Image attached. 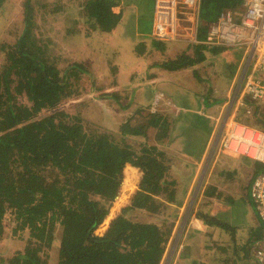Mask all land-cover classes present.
<instances>
[{"label": "trees", "instance_id": "trees-1", "mask_svg": "<svg viewBox=\"0 0 264 264\" xmlns=\"http://www.w3.org/2000/svg\"><path fill=\"white\" fill-rule=\"evenodd\" d=\"M117 3L87 0L86 19L80 20L93 29L110 31L120 20L119 13L109 11ZM240 3L200 0L198 38L204 37L207 24L223 8ZM24 4L22 33L14 42L0 44V241L22 240L23 246L0 258V264H160L174 220L146 221L132 213L145 211L158 217L169 203L180 202L178 176L171 168L173 156L158 146L168 137L170 115L151 111L150 104L146 111L132 103V115L117 127L94 130L85 127L78 111L58 108L82 95L83 75L94 89L102 86L93 84L83 62L58 63L44 43L50 36L33 26L36 16L29 1ZM172 43L152 37L129 42L136 52L132 56L140 59L151 48L164 51ZM227 49L240 53L238 48L186 43L162 65L173 70L191 68L200 82L204 77L199 63L214 64ZM233 64L221 69L230 73ZM211 92L202 96L204 101L214 98ZM100 96L109 97L121 110L131 105L129 98L115 90ZM124 97L128 100L122 104ZM200 119L196 115L191 121ZM127 164L141 170L137 188L129 204L98 235L94 229L108 215Z\"/></svg>", "mask_w": 264, "mask_h": 264}, {"label": "crops", "instance_id": "crops-1", "mask_svg": "<svg viewBox=\"0 0 264 264\" xmlns=\"http://www.w3.org/2000/svg\"><path fill=\"white\" fill-rule=\"evenodd\" d=\"M117 1V5H112L109 11L110 13H119L120 20L110 31L101 30L98 38L102 44H106L108 47L110 43L114 42V45L118 49L121 48L122 52L123 49H130L134 55L136 52L133 51L129 42L134 43L142 37H151L153 14L149 23L147 22L148 12L138 8L137 2H134L136 0ZM152 1L154 2V0ZM59 6L61 7V5ZM59 14L62 15L61 12ZM69 27L66 25V28L70 29ZM94 30L96 29L92 28L91 35ZM84 37L88 38L83 39L85 43L81 46L83 49L87 47L86 44L95 43L94 40L93 42L88 41L91 40L89 39L90 33ZM171 42H173L171 49L167 48L169 58L174 57L180 48L185 46L183 41ZM174 44L180 46L175 47ZM174 48H179V51H173ZM61 50L60 46L59 51ZM225 51L228 53L224 55V59L221 55L214 60L224 68L226 63L227 67L230 63L234 64L230 73L221 68L217 71L223 80V84L219 86L222 90L217 92L221 96L218 101L214 97V91L211 94L214 98L209 97L210 99L207 101L202 98L205 93L215 88L210 78L204 77L202 83L206 85H200L202 86L201 90L178 88L175 77L177 75L180 77L185 69H170L162 65L163 60L152 64L160 68L155 75L153 73L157 71L156 69H153V73L149 74L144 68L142 73L137 75L126 74V69L121 73L119 69H114L113 72L119 73H114V75L117 74L116 77L110 76L109 81L112 82L99 85L102 86V92L115 90L122 97L134 95L138 97L140 95L144 101H139L141 103L139 107L146 108V110L152 101L153 94L157 91L162 92L164 95L161 101L165 105L164 112L166 111L165 114L170 115L169 141L166 139L167 143L164 146L167 151L172 152L173 158H181L185 161L183 165L188 163L190 166L189 173L187 175L183 173L185 180L178 181L177 190L180 193L178 196L180 202L176 205L168 204V208L172 210L170 212H174V222L160 264H264V261L257 259L254 247L256 242L263 240L264 227L250 198L252 180L262 170V164L245 156L225 153L220 150L213 151L211 154L213 160L209 162L204 154V151L209 147V138L216 124L219 113L218 105L238 70L241 50L239 55L230 52L229 49ZM143 60H147V57H142L138 63L145 67ZM114 63L120 64L116 60ZM124 64L130 65L131 68L128 70L135 69L134 61ZM92 77L95 80L93 75ZM135 78H137L136 81ZM127 79L133 84H130L131 82H128ZM205 80H208V83ZM214 84L217 85V80ZM176 96H178L177 99ZM106 99L109 100V97ZM126 101H122V104ZM107 103L110 109L114 108V102L111 99ZM135 103L137 104V102ZM261 105L263 107L259 116L256 115L252 118L242 117L241 114L240 116L241 118H250L252 124L264 129V103ZM115 106L118 109V104L115 103ZM158 110L161 109L158 107ZM196 115L201 118L200 121H191L192 116ZM193 129L198 132L196 133ZM191 139L193 140L191 141ZM173 150H177V154ZM214 162L217 167L212 165ZM127 166L131 167L130 164L125 165L124 171ZM133 167L130 170L135 169L136 171V167ZM181 169L178 168V172H175L177 176H181ZM139 179L140 177L138 181Z\"/></svg>", "mask_w": 264, "mask_h": 264}, {"label": "rangeland", "instance_id": "rangeland-1", "mask_svg": "<svg viewBox=\"0 0 264 264\" xmlns=\"http://www.w3.org/2000/svg\"><path fill=\"white\" fill-rule=\"evenodd\" d=\"M24 1L25 0H0V44L3 42L12 43L22 33L23 27L25 26ZM28 1L31 6L32 15L36 16L35 19H33V24H34L33 26L37 30H40L41 32L43 31L45 35L50 36V39L49 38L45 39L44 43L48 45L49 51L52 50L55 56H57L58 63L62 64L68 61L83 62L85 68L90 71L91 75L94 76L95 80L93 79L94 82L93 84L95 86H99L101 84L105 85L107 83L112 82L109 81L110 76L116 77V75L119 73L116 71L117 74L114 75V73H116L113 72L114 69L117 70L119 69L120 73L122 71L124 72V70L126 69L127 71H125V73L128 75L131 73L133 75H137L141 71H143L144 68L148 71L149 74H152L153 69H156L157 71L153 73L155 75L157 74L158 70H160V68L152 64L155 62L159 63L162 60L166 61L169 58L168 49H171L170 47L164 51H160L159 49L156 48L154 50L150 49V51H147V53L145 54L147 60H143L145 61V65H144L145 67H143L138 63V61H141V59L138 56H132L133 54L128 56L127 55L128 52L125 49H123L124 52L123 54L122 49L121 48L118 49L114 45V42L110 43L109 47L106 44H102L100 38H98L100 36L99 32L101 30L95 28L96 30H94L91 35L92 28L89 27L90 25L86 21L81 22L80 20V19L83 20L86 19L84 5L86 4L87 0H28ZM136 1L138 8H140L141 10L143 9L145 12H148L149 18L147 22L150 23L151 22L150 18L152 17L153 14L152 11L153 1L152 0H136ZM57 5H61L60 10H57ZM60 12L62 14L61 16L59 14ZM66 25H69L70 29L66 28ZM88 32L90 33L91 36L89 37V39L91 40L88 41L93 42L94 40L95 43L86 44L87 47L83 49V47H81L82 45L85 44L83 39L86 40L88 38V37H84V34H87ZM184 44L186 45V43ZM60 46L62 49L61 51H59ZM174 46L177 47L180 45L174 44ZM178 49L179 48L176 49L174 48L173 51L177 52L179 51ZM59 55L60 57H58ZM220 56L221 55H218V57ZM222 58L224 59L225 57L222 56ZM1 60L2 57L0 56V61ZM115 60L120 64L114 63ZM132 61L136 63L134 67L135 69L132 70L135 73L132 72L131 70H128L129 68H131L130 65L124 64L125 62H132ZM202 63L201 64L199 63L198 65L199 72L202 74L203 77L211 79L212 85L215 86V88L212 90L215 92L214 97H218V98L221 97L219 94H217V92L218 93L221 92L220 90L222 89L219 86L223 84V80L222 78H220V75L217 72L218 69L221 68L219 62L215 61L214 64L211 63V65H206V66H204V64ZM149 65L152 66L149 67ZM112 66L114 68H112ZM184 69L185 70H183V73L181 74L180 77L178 75L176 77L173 75V77H175L176 84H178V88H183V87L184 88L186 87L187 89L198 88V90H201L202 86L200 85L203 86L206 85L202 83V80L198 82L191 68L187 67ZM259 75L263 76V74H259ZM131 80H133V78H131ZM136 80L137 78H135V81ZM215 80H217V85L214 84ZM128 82H131L130 84H133L132 81L128 80ZM79 85L81 86V89L85 90L82 93V95L79 96L78 98L67 100L63 104H60L58 108H67L68 110L71 111L73 110L78 111L80 113V116L83 118L84 125L87 129L91 128L94 130H99L100 127L115 128L117 127V124H119L126 116L132 115L133 107H134L133 104H136L135 102H137L135 106H138L141 105L139 101L141 102L144 101L142 98H140V95L138 97L135 95L130 97L126 96L127 98H129V100H131V105L129 107L123 110L119 108L117 109L114 102V108L110 109L107 103L109 100L100 96V94L103 93L101 91L102 87L100 89H96V88L94 89L93 85L91 86L90 78L87 75H83V79L79 81ZM212 93L213 92L209 94ZM126 97H124L125 99L123 100V102H125V100H128L126 99ZM146 98L148 100V97ZM175 98L177 99L178 96H176ZM159 108L161 109V112H164L165 105L162 104V101H160ZM44 113L48 114L49 111L42 112L43 115H45ZM166 115L168 116L167 113ZM194 131L192 130V133H194ZM195 132L197 133L198 131ZM139 137L142 138L141 136ZM166 139L168 140V137L159 141L158 146L163 148L169 156H173L172 152L169 150L167 151L164 146V144L167 143ZM192 140L193 139H191V141ZM177 152H178L177 150L174 151L175 154H177ZM209 152H210V148L207 147V150L204 151L206 157L208 156ZM210 157H208L209 162L213 160V155L211 158ZM179 159H177L176 157L172 159L171 163L173 166L171 168L173 170L172 173L178 172L177 171L178 168L180 169L182 168L180 171L182 177L178 175V181L182 182V180H185L183 173L187 175L190 171V166L188 163L183 165L185 161L182 160L181 158ZM215 163L216 162H214L212 165L214 167H217ZM127 168H129V166L126 167L125 171L123 169L124 176L118 194L110 207L108 215L103 220V222L100 223L97 226V228L94 229V232L98 235H101L105 231L110 219L116 216L120 212L123 206L129 204L131 197L137 188L138 178L140 177L141 170L138 167H136V171L135 169L129 170L132 168L129 169ZM194 169L196 170V168ZM127 170L129 172H127ZM178 196H180V193H178ZM170 210L171 209L168 208V206L165 207L158 217H153L154 215H149L145 211H134V213L132 214H134L135 218L140 220H146V221L154 220L157 222H161L162 221L161 219L163 217H167L170 220H174L173 218L174 212L171 213ZM18 241L10 240L7 238H4V241L1 240L0 258H7L8 256L11 255V253L14 250H17L18 247H22L23 241L22 240H20V242Z\"/></svg>", "mask_w": 264, "mask_h": 264}, {"label": "built area", "instance_id": "built-area-1", "mask_svg": "<svg viewBox=\"0 0 264 264\" xmlns=\"http://www.w3.org/2000/svg\"><path fill=\"white\" fill-rule=\"evenodd\" d=\"M199 3L200 0H154L151 37L241 50L237 73L218 105L209 154L220 150L262 164V170L252 180L250 198L264 227V129L240 116H259L264 103V0H241L236 7L223 8L207 24L201 39L197 35ZM163 95L159 91L153 94L151 111L158 110ZM254 247L257 259L264 261V238Z\"/></svg>", "mask_w": 264, "mask_h": 264}, {"label": "water", "instance_id": "water-1", "mask_svg": "<svg viewBox=\"0 0 264 264\" xmlns=\"http://www.w3.org/2000/svg\"><path fill=\"white\" fill-rule=\"evenodd\" d=\"M54 109H52V110H48L49 111V113L51 112V111H53ZM45 114V113H44ZM44 116L42 113L39 115V116ZM46 115V114H45Z\"/></svg>", "mask_w": 264, "mask_h": 264}, {"label": "bare ground", "instance_id": "bare-ground-1", "mask_svg": "<svg viewBox=\"0 0 264 264\" xmlns=\"http://www.w3.org/2000/svg\"><path fill=\"white\" fill-rule=\"evenodd\" d=\"M129 168H134L132 165H131V167H129ZM128 169V168H127ZM130 170V169H129ZM127 172H129L128 170H127ZM129 177V176H128Z\"/></svg>", "mask_w": 264, "mask_h": 264}, {"label": "flooded vegetation", "instance_id": "flooded-vegetation-1", "mask_svg": "<svg viewBox=\"0 0 264 264\" xmlns=\"http://www.w3.org/2000/svg\"><path fill=\"white\" fill-rule=\"evenodd\" d=\"M211 156V155H210Z\"/></svg>", "mask_w": 264, "mask_h": 264}]
</instances>
